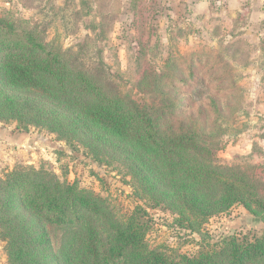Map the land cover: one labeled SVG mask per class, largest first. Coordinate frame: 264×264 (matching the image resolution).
<instances>
[{
  "label": "rangeland",
  "instance_id": "rangeland-1",
  "mask_svg": "<svg viewBox=\"0 0 264 264\" xmlns=\"http://www.w3.org/2000/svg\"><path fill=\"white\" fill-rule=\"evenodd\" d=\"M190 3L0 0V46L4 37L29 44L33 38L45 50L28 53L53 66L64 64L70 70L67 80L79 72L92 75L98 86L117 87L146 105L154 118L162 110L169 115L186 109L188 126L202 125L211 137L217 170L225 177L236 172L250 184L258 181L252 192L264 200V30L251 28L246 15L233 16L216 1L207 14ZM13 80L0 73V91L25 95ZM17 116L0 111V179L31 167L45 170L53 183L76 185L106 199L126 216L140 206L141 221L149 226L146 243L171 254L194 256L215 250L230 236L264 234V207L236 203L208 217L182 215L178 204L142 180L143 173L134 175L135 164L113 146L94 136L79 139L27 125ZM157 120L165 123L163 116ZM97 132L110 138L104 129ZM43 221L54 234L57 225ZM9 247L0 225V264H13Z\"/></svg>",
  "mask_w": 264,
  "mask_h": 264
},
{
  "label": "trees",
  "instance_id": "trees-1",
  "mask_svg": "<svg viewBox=\"0 0 264 264\" xmlns=\"http://www.w3.org/2000/svg\"><path fill=\"white\" fill-rule=\"evenodd\" d=\"M2 41L0 73L14 79L13 86L25 95L0 91V111L17 113L16 119L27 125L79 139L94 136L113 146L135 164L134 175L143 173L142 180L178 204L182 215L188 211L208 217L236 203L264 207V200L252 192L258 181L250 184L236 172L225 177L217 170L211 137L202 125L188 126L186 109L169 115L159 111L163 123L117 87L98 86L92 75L79 72L78 78L68 75L73 81L67 80L70 70L64 64L53 66L51 60L28 53L45 50L33 38L31 44L14 37ZM49 176L27 167L0 179V225L9 235L13 264H264V234L230 236L215 250L194 256L151 248L142 207L126 216L106 199L76 185L53 183ZM43 220L57 225L54 234Z\"/></svg>",
  "mask_w": 264,
  "mask_h": 264
},
{
  "label": "crops",
  "instance_id": "crops-1",
  "mask_svg": "<svg viewBox=\"0 0 264 264\" xmlns=\"http://www.w3.org/2000/svg\"><path fill=\"white\" fill-rule=\"evenodd\" d=\"M215 1L217 5L230 10L233 16L246 15L251 28L259 26L258 30H264L262 27L264 25V0H222V2H219L220 0H191L190 7L198 13L207 14L211 12L212 3Z\"/></svg>",
  "mask_w": 264,
  "mask_h": 264
}]
</instances>
